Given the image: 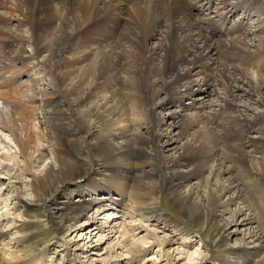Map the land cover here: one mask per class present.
<instances>
[{
	"label": "bare ground",
	"instance_id": "1",
	"mask_svg": "<svg viewBox=\"0 0 264 264\" xmlns=\"http://www.w3.org/2000/svg\"><path fill=\"white\" fill-rule=\"evenodd\" d=\"M38 1L23 0L32 21L26 24L16 23L15 20L9 22L15 28L29 25L28 29H34L42 38V30L46 38L52 33L53 42L37 50L34 48L35 51L31 50L30 54L32 36L27 35L25 46L21 44L22 47L19 48L20 55H9L8 59L12 62L17 60L29 63L28 70L21 71L20 74L23 75L15 82L31 87L35 96L41 93L42 97L37 98L42 110L39 121L54 127L57 141L62 143L64 137L80 131L85 132L87 138L94 137L107 121L123 117L122 107L127 96L133 98L129 106L136 107L138 75L133 55L139 53L145 59L144 78L148 101L145 104L141 102L138 106H143V111L150 120L138 129L140 132L134 143L139 141L146 149L136 144L134 146L130 131H126L122 127L124 125L120 126L118 123L117 126L123 131H111L112 134L98 147L90 143L82 145L68 142L71 150L80 154L87 153L102 161V164L87 180H80L81 177L74 180L79 179L78 185L72 188L81 196L78 205L69 202L65 196L60 200L55 197L48 205L51 216L58 217V227L63 235L69 231L71 234L77 232L81 226L88 228L82 232L87 231L89 239L95 233L99 241L105 239L106 242L118 234L121 240L110 242L112 245L105 247L112 250L126 247L125 239L129 230H145L149 233L155 231V241L150 242L151 244L156 241L160 246L176 243L174 236L162 242L158 231L149 229L145 224L160 222L166 226L170 224L176 232L181 230L178 224L164 215L161 200L147 189V181L156 178L163 182L167 180L177 190L193 175L205 177L207 174L212 180L209 208L203 215L197 213L199 219L204 220L203 223L210 228L212 234L219 236L222 227L217 218L222 209L221 212L229 213L231 222L237 226L248 225L251 240L247 242L253 245L244 246L243 249L252 248V252L248 251L250 254L261 249L264 253V237L250 230V226L257 220V213L248 217L244 213L252 211L255 202L251 204L245 199L242 187L231 177L232 169L227 166V162L236 165L235 157L238 156L249 163L252 183L264 176V0H42L40 4ZM232 18L231 25H226L228 29L224 28L225 31H222L226 21ZM7 27L0 23V29ZM84 27H87L85 31L89 35L101 39L103 43H95L97 46L87 44L84 45L85 49L78 50ZM98 28L104 31L102 35H96ZM72 64L78 69V76H82L83 81L80 85H76L74 81L69 95H64L54 86L52 76L56 71H62ZM102 70H106L101 76L103 80L99 85L93 84ZM71 73L76 72L68 74L73 77ZM218 82L222 85L221 88L217 86ZM117 86L125 88L127 92L122 95V89L119 95L121 99L118 104L113 105L112 91L114 87L118 91L120 88ZM214 86L215 90L211 92L210 88ZM196 88L209 96L214 94V100L209 101L208 98L205 101L204 98L200 102L187 104L184 99L190 97ZM86 94L92 95L89 101L81 98ZM199 99L202 96L197 101ZM176 103H180V109L174 107ZM87 104L93 108L88 114L94 116L93 119L86 117L82 111L80 113L81 107ZM214 104L218 110L213 109ZM11 105L10 102L7 104L0 100L1 128L11 124L8 111ZM185 107L192 111L184 113L182 110ZM157 110H161L160 115ZM198 114L202 115L200 141L210 146L198 160L195 171L184 174L177 169L181 166L177 152L169 153L171 149L180 148L179 139L170 130L184 122L186 115ZM232 119L241 121V126H244L242 132L240 130V136L239 129L237 130V138H231L226 132ZM239 128L242 129L240 126ZM1 130L0 135H3ZM249 132L258 133L259 141L249 137ZM9 135L15 137L12 133ZM118 137L121 141L115 142ZM18 140L16 138V142ZM4 142L6 143L0 136V144ZM5 146L8 150L0 154V172L6 175L9 187L20 182V175L25 174L27 168L24 167L25 161L21 159V150L17 148L12 151L8 143ZM252 151L262 155L254 156ZM58 153H52L57 162L52 171L40 178L37 184H32L34 196L38 199L50 187H54L52 194H59L58 198L64 195L66 187L62 188V184L71 181L69 178L81 171ZM7 160H11L10 163ZM160 162L167 170L165 174L160 172ZM261 181L258 185L263 187L264 181ZM160 185L155 188H162ZM8 187H0V191L5 190L0 194V203L5 206L9 203L7 200L11 193L7 191ZM99 194L101 195L98 196ZM49 198H45V205ZM173 198L184 211L188 208L187 196L176 193ZM256 201L260 202L258 199ZM103 213L105 216H102ZM6 216H0V225L9 220L10 214ZM81 216L87 217L83 223L76 225L75 222ZM239 230L236 228L234 231ZM4 234L5 230L0 228V237ZM77 247L71 243L68 246L73 251ZM97 247V244H91L89 250L83 248L85 251L80 253V257H86L87 261H84H89L87 264H96L99 260L92 259L91 253ZM148 248L150 245L135 250L126 248L125 251L129 254L125 256L128 258L126 264L142 256ZM183 252L182 250L181 253ZM245 255L240 264H264V254L256 263L247 257L249 255ZM121 259L124 258L118 260ZM75 261L80 263V260Z\"/></svg>",
	"mask_w": 264,
	"mask_h": 264
},
{
	"label": "rangeland",
	"instance_id": "2",
	"mask_svg": "<svg viewBox=\"0 0 264 264\" xmlns=\"http://www.w3.org/2000/svg\"><path fill=\"white\" fill-rule=\"evenodd\" d=\"M40 3H42V0L38 1V4ZM0 4V23L2 26L9 27V29L8 27L6 29H0V100L3 103L6 102L8 104V102H10L12 104L8 107L9 115L12 119L11 124L5 125L4 128L0 127V130L2 129L1 133H3V135L0 136L6 141V143L4 142L0 144V154L8 150V147H4L7 143L10 145L9 148H11L12 151L19 148L23 156L21 159L23 158V161H25L24 163H26V165L24 164V167L27 168L26 173L20 175V182L9 187L7 186V182L9 181L5 177L6 175L1 174L0 172V187H8L7 191L11 192L8 196L7 202L9 203H7V206L0 203V216H8L10 214L9 220L4 221V223H1L0 225V228L5 230V234L0 237V264H77L75 260H80V263L78 264H87L89 261L86 262V257H80V253L89 250L91 244L98 245L94 252L91 253L92 259L99 260L96 264H126L128 258L125 256L129 255L125 251L126 248L135 250L139 247L143 248L146 245H150V248H148L142 256L136 257L131 263L129 262V264H240L244 261L246 257L245 254L249 255L247 257H250L254 263L262 257L264 254L262 249L254 254L248 253V251L252 252V248L249 247L253 245L252 243H249L251 238L247 229L248 225L247 227L241 224H238L237 226L235 223L231 222L232 219H230L229 213H222V209L219 211L220 216L217 218V221L222 227V233L219 236L212 234L210 228L204 224V220L199 219L197 216V213H202V215L205 214L208 212L207 208H209L208 201L212 180L211 178L209 179L207 174L204 175L205 177H201V175L198 174L193 175L190 180L177 189L178 192L167 180L163 182V180L160 179L161 181H159V179L156 178L147 181L149 184L147 189L152 195L161 200V210L164 215L170 217L171 222L178 224L181 230L176 232L170 224H167L166 226L160 222H145V224H147L149 229L158 231L162 242L170 236H174L176 243H166L164 246H160L156 241V243L151 244L150 242L155 241V231L154 233H149L145 230H129V235L125 239L126 247H116L114 250H112V248L105 249L106 246L111 244L110 242L115 243L116 240H121L118 238V234L114 235L106 242L104 241L105 239L99 241L98 237L95 236V233H92V236L89 239V233H87V231L82 232L88 228L83 226L79 227L77 232L71 234L69 231L68 234H64V236L58 227V217L51 216L48 205L51 204L55 197L60 200L61 198H64V196L72 204L78 205L80 203L78 199L81 196L78 191L72 188L78 185L79 179L87 180L89 176H92L95 173L97 167L102 164V161H98L97 158L91 157L87 153L80 154L71 150L69 144H76L75 142H77V144L86 145L90 143L91 145L98 147L105 138L112 134V132H122L124 127L127 129L126 131H130L129 134L132 138L131 142L134 143V140L137 138V133L140 132L138 129L144 127L150 120L148 115L143 111V106H138L141 102L145 104L148 101L144 78L145 59L139 53L133 55L135 57V72H137L138 75L135 88L136 107L129 106L132 104L131 102L133 98L131 99L127 96V99L124 100V106L122 107L124 113L121 119L114 120V118H112V121H107L106 124L103 125L102 130L92 138H87L85 132L80 131L79 133L76 132L70 134L67 138L64 137L63 142L61 143L55 139L54 134L56 131L54 127L48 124H42L39 121V118H41L42 115V110L40 109V106H38L40 101H38L37 98L42 97L41 93L39 96H35L32 94L35 93V91H33L31 87H25V85H20L15 82L20 79V75H23L20 74L21 71L24 70L26 72L28 70L29 63L15 60L16 63L14 60L12 62V60L8 59L9 55H20L21 51L19 48L22 47L21 44L25 46L27 35L32 36V48L28 47L30 49V54L46 44H51L54 37L51 33L48 38H46L42 30V38L34 29L29 30V25L27 27L21 26L20 28H15L12 23L10 24L9 20H15L16 23L22 22L25 24L32 21V16L29 15L27 6L24 5L23 0H0ZM2 6L4 8H2ZM32 7L33 5H31V8ZM232 22L233 18L228 19L224 24L222 31L228 29V26L231 25ZM86 29L87 27H84L82 31L83 33L80 35L78 50L85 49L84 45L91 43L94 44L93 46H97L95 43L101 40L89 35L85 31ZM96 31V35H102L104 33L100 28ZM70 44L71 41H69L68 46H70ZM104 48H106L105 44ZM22 54L23 53H21V55ZM73 71L76 73H71L74 77L72 80L73 77H70L68 74ZM105 73L106 70L100 71L99 74L101 75L97 76L98 78L95 79L93 84L99 85V82L103 80L101 76ZM78 74V69H76L73 64L71 67L67 65L62 71H56L52 76L54 79V86H56V89L61 94L69 95L70 91L73 89V82L76 81L75 84L80 85V82L83 81V78H81L82 76H78ZM217 86L219 88L222 87L219 82L217 83ZM117 87L120 88L118 91L115 87L112 91L113 97L111 103L113 105L118 104V100L121 99L119 95H126L127 92L125 88L120 86ZM122 89L123 91L121 92ZM210 89V91L213 92L215 86ZM90 96L92 95L86 94L84 97L81 96V98L84 101H89ZM117 96L119 97L117 98ZM201 96L202 99L197 101V98H200ZM208 98L209 101L214 100V94L209 96L208 93L196 88L192 95L188 98L186 97L184 101L188 102L187 104H190L194 101L200 102V100L202 101L203 99L208 101ZM88 105L89 104L81 107L80 113L82 111L86 117L93 119L94 116L88 115L93 108ZM178 106H180V103H176V105L174 104L175 108L180 109ZM212 107L213 109L218 110V108L215 107V104ZM157 111L160 115L161 110ZM182 111L188 114V112H191L192 110L186 109L185 107ZM206 111L208 112L209 109H206ZM201 117V114L195 116L186 115L184 122L178 123V126L170 130V132L173 131L172 135L179 139L178 145L180 144V148L178 147L174 150L171 149L169 153H173L174 151V153L177 152L176 154H178V158L181 161V166L177 169L184 174H191L195 171L194 168L198 160L202 154H204L205 149L210 146L200 141L202 136ZM109 118H111V116L107 119ZM232 120L228 123L226 132L231 138L232 136L237 138L238 135L240 136V130L242 132L244 126H241L243 125L241 121H238L237 119ZM117 123L120 124V126L124 125L122 126L123 129L117 126ZM239 126L242 129H240ZM10 133L14 134L15 137L13 138L12 135H9ZM248 134L252 139L259 141L260 136L258 133L249 132ZM16 138L19 139L18 142H16ZM164 140L165 139L163 138L162 141ZM120 141V137L115 140V142ZM135 144L140 148L146 149V146L139 141H135L133 145L135 146ZM246 149L247 148H244V150ZM53 151H57V153L59 152L58 154H60V156L64 155V158H66L72 166L74 164L75 167H79L81 171L75 172L77 174L69 178L71 181H66V184H62V186H64L62 188L66 187L64 195H60L58 198L59 194H52L54 187H50L47 189L43 197L38 199L36 195V197L34 196L32 184H37L40 178L45 177L50 170L52 171L53 166L55 167V165H57L56 156L52 155ZM252 154L254 156L262 155L257 151H252ZM0 161H2L1 155ZM10 161L11 160L8 162L10 163ZM235 162L236 165L227 162V166L232 169L230 175L234 180L239 182V185L243 189L245 199L249 200L251 204L255 202L252 205V211L245 210L246 212H244L247 213V217L253 215L252 213H257V220L250 226V230L258 232L259 235L264 237V186L261 187L258 185V182H262L261 180L264 181V176L261 180H256L257 182L254 181L255 183H252L249 177V163L238 156L235 157ZM160 163L158 166L160 167V172L165 174L167 170L165 166ZM78 177L81 178L74 182ZM58 181L59 179L56 180L57 185L59 184ZM158 184H161L160 186L162 188H155ZM3 191L5 190L2 189L0 194ZM176 193L188 197V208L185 211L174 200L173 197ZM100 195L101 194L98 196ZM46 197H50L47 205L44 204ZM257 199L260 200V202L257 203ZM240 205L244 206V204ZM260 209L263 211L260 212ZM103 214L102 216H105V213ZM86 217L87 216H81L75 224L79 225L83 223ZM236 228L240 230L234 231ZM248 240L249 242H247ZM70 243L73 246L77 245V249L74 251L71 248L69 249L68 246ZM244 246L249 247L245 250L243 249ZM66 247L68 250L65 249ZM85 247H87V249H85ZM182 250L184 251L183 253H181ZM121 257L124 259L118 260Z\"/></svg>",
	"mask_w": 264,
	"mask_h": 264
}]
</instances>
